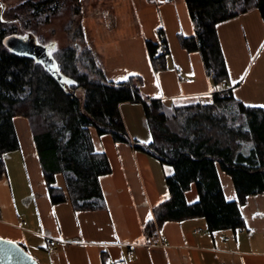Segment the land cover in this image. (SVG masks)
Instances as JSON below:
<instances>
[{
  "label": "trees",
  "instance_id": "1",
  "mask_svg": "<svg viewBox=\"0 0 264 264\" xmlns=\"http://www.w3.org/2000/svg\"><path fill=\"white\" fill-rule=\"evenodd\" d=\"M184 2L193 34L178 35L179 46L199 54L212 85L207 101L185 105H167L142 94L139 77L108 81L85 41L80 0H25L17 9L16 24L0 21V177L7 174L5 156L19 150L13 119L21 117L28 123L50 203L68 200L74 212L100 210L99 180L110 167L104 153L94 150V132L110 136L116 144H130L171 169L165 177L168 198L153 209L138 243L153 244L166 222L193 218H204L211 237L244 231L239 207L247 197L264 194V108L245 106L234 98L216 26L253 10L264 24V0ZM62 17L67 43L48 54L64 87L32 58L2 44L5 36L18 31L35 34L38 27ZM145 47L153 71L166 70L169 51L161 28L156 41H146ZM123 103L141 106L150 142L129 139L119 112ZM218 171L230 178L236 201H226ZM191 185L198 201L187 204L185 192Z\"/></svg>",
  "mask_w": 264,
  "mask_h": 264
},
{
  "label": "crops",
  "instance_id": "2",
  "mask_svg": "<svg viewBox=\"0 0 264 264\" xmlns=\"http://www.w3.org/2000/svg\"><path fill=\"white\" fill-rule=\"evenodd\" d=\"M112 1L113 11L107 16L122 17L125 23L114 19L107 25L106 37L94 31V52L106 79L122 83L139 77L142 93L167 105L207 101L212 85L200 56L182 50L177 39L180 32L185 37L193 34L184 0L162 6L146 0ZM159 28L170 31L165 33L168 68L154 72L145 42H155ZM216 32L234 98L245 106L264 108V24L258 12L221 22ZM119 112L130 140L150 142L139 104L123 103ZM92 141L110 167L99 180L103 208L74 212L68 200L52 205L47 189L46 198L36 202L19 145L5 156L7 174L0 177V236L25 250L46 253L44 264H264V194L247 197L239 207L246 229L233 237L228 232L211 237L204 218H193L164 223L154 243L143 245L138 243L143 225L168 198L165 177L171 169L130 144L114 143L110 136L92 132ZM12 155L17 162L14 170L9 163ZM218 177L226 201H236L230 178L221 171ZM185 200L198 201L194 185L185 192Z\"/></svg>",
  "mask_w": 264,
  "mask_h": 264
},
{
  "label": "rangeland",
  "instance_id": "3",
  "mask_svg": "<svg viewBox=\"0 0 264 264\" xmlns=\"http://www.w3.org/2000/svg\"><path fill=\"white\" fill-rule=\"evenodd\" d=\"M24 1L25 0H0V5H2V7H0V21L7 25L16 24L15 21L17 16V9L21 7V4L24 3ZM172 1L173 0H166V2H161L160 0H154L153 3L158 6L159 5L162 6L164 4L171 3ZM110 2L113 1L112 0H80L81 13L83 16L82 24H83L85 41L93 50H94V31H97V34L100 37H106L105 31L107 25L114 24L115 17L112 18L107 16V13L113 11L112 4H110ZM117 18L118 20L115 19V23L116 22L118 23V21L120 23L122 21L125 23V20L122 17H117ZM65 21H66V17L56 18L48 25L38 27V29H36L35 31V34L27 31L26 32L18 31L17 32L18 34H13V35H16L18 37H26L28 35H32L35 37L36 42L40 41V43L37 42L38 44H41L42 46H45L47 48V52L49 53L50 51H52V49H57L59 47L66 45L67 41L62 31V24ZM179 22L180 25L182 26L181 20H179ZM18 27L20 28V25ZM167 29L168 28H166L165 30L166 32H164V34L167 32L170 33V31ZM177 35H181V32L178 33ZM141 84H142V80H141ZM13 124L15 131L17 133L18 142L22 154L24 156L26 173L31 183L30 191L32 192V197L35 198L36 202H39L42 199L46 198L47 195L46 186L43 180L41 169L39 167V163L37 161L36 152L33 148L29 126L27 121L21 117H15L13 119ZM9 158H10L9 163L11 164V168L12 170H14L17 163L16 158L13 155L10 156ZM23 215L24 214L22 213V216ZM25 251L30 256H32L39 264H44L43 257L46 255V253L39 252L37 250H33L30 248H27ZM49 256L50 255H47L48 258H50Z\"/></svg>",
  "mask_w": 264,
  "mask_h": 264
},
{
  "label": "water",
  "instance_id": "4",
  "mask_svg": "<svg viewBox=\"0 0 264 264\" xmlns=\"http://www.w3.org/2000/svg\"><path fill=\"white\" fill-rule=\"evenodd\" d=\"M3 46L9 51L32 58L39 63L61 86H65L62 75L58 72L54 60L47 52V48L38 44L35 37L28 35L18 37L16 35L5 36ZM0 264H39L30 256L24 248L10 239L0 236Z\"/></svg>",
  "mask_w": 264,
  "mask_h": 264
},
{
  "label": "snow or ice",
  "instance_id": "5",
  "mask_svg": "<svg viewBox=\"0 0 264 264\" xmlns=\"http://www.w3.org/2000/svg\"><path fill=\"white\" fill-rule=\"evenodd\" d=\"M0 7H2V5H0ZM261 48H264V44L261 45ZM241 79H243V77H241ZM149 219H151L150 215H149Z\"/></svg>",
  "mask_w": 264,
  "mask_h": 264
}]
</instances>
